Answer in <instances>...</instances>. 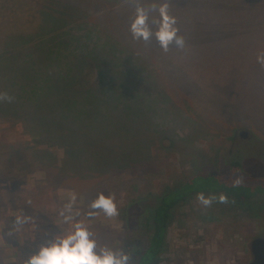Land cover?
<instances>
[{"label": "rangeland", "instance_id": "obj_1", "mask_svg": "<svg viewBox=\"0 0 264 264\" xmlns=\"http://www.w3.org/2000/svg\"><path fill=\"white\" fill-rule=\"evenodd\" d=\"M40 1L2 4L0 20L14 31H33L40 17L32 4ZM164 3L176 18L177 35L184 38L182 49L172 42L165 52L155 35L158 8ZM137 6L148 12L152 35L147 41L133 39L130 32ZM48 7L58 28L63 20L83 18L92 4L53 0ZM117 8L93 7L82 21L94 24L91 48L82 51L86 38L73 36L69 27L57 29L49 44L69 51L58 41L73 40L81 56L97 58L98 68L87 78L103 92L90 95L101 111L83 131L118 128L131 140L141 137L142 161L93 178H81L71 169L66 174L61 148H49L48 161L34 162V151L44 146L22 124L0 120L2 264H25L41 246L74 231L77 223L96 240L97 251H122L128 264H136L147 245L144 209L153 207L167 186L195 173L222 171L233 160L246 173L264 176V65L257 61L264 54V0H124ZM127 48L141 50L145 58L140 68L129 65L133 58ZM240 130L246 131L245 138ZM129 139L113 136L108 145L121 154L132 144ZM5 144L20 158L10 157ZM25 167L29 171L21 173ZM101 193L115 194L118 215L109 217L90 207ZM197 194L171 210L155 264H248L250 240L264 237V196L248 205L227 196V203L214 199L205 207ZM203 194L218 198L224 193Z\"/></svg>", "mask_w": 264, "mask_h": 264}, {"label": "trees", "instance_id": "obj_2", "mask_svg": "<svg viewBox=\"0 0 264 264\" xmlns=\"http://www.w3.org/2000/svg\"><path fill=\"white\" fill-rule=\"evenodd\" d=\"M16 1L30 0H0V6L11 7ZM89 2L92 8L103 11L106 7L118 9L124 0ZM48 5L53 6V0L32 4L40 17L33 31H14L5 26L4 20H0V93L10 98L0 100V120L9 121L10 125L15 122L22 124L24 132L33 135L35 141L44 146L43 151H34V162L39 159L48 161V149L61 148L64 156L61 169L66 174L67 169H71L77 172V176L86 179L93 178V175H107L112 169L138 164L142 161L141 150L145 146L141 137L134 136L131 140L128 134L118 132V128L93 127L90 132L83 131L84 127L94 123L98 111H101L91 104L90 95H101L103 92L97 83L94 86L89 83L93 79L87 78L97 70V58L81 56L73 40L64 38L58 41L60 47H71L69 51L53 49L49 44L56 38L53 34L57 29L69 27L73 36L86 38L87 41L82 40L81 46L82 51L87 50L91 46L92 41L89 40L94 24L90 22V27L81 24L88 13H92V8L80 20L66 19L62 26L56 28L57 22L52 21L53 8ZM74 25H78V31ZM134 51L139 53L127 48L133 58L129 65L140 68L145 57L140 55L141 50L134 48ZM83 103L87 107L82 108ZM113 136L125 141L129 139L132 144H128L127 152L115 154L112 151L108 142ZM4 146L9 149L10 157H19L11 144ZM28 171L25 167L21 173ZM237 178L240 182L234 184ZM197 193H224L234 203L248 205L255 198L264 196V176L246 173L240 162L233 160L222 171L195 173L167 186L157 196L155 205L144 209L147 245L137 256L136 264L156 263L164 249L171 210Z\"/></svg>", "mask_w": 264, "mask_h": 264}, {"label": "clouds", "instance_id": "obj_3", "mask_svg": "<svg viewBox=\"0 0 264 264\" xmlns=\"http://www.w3.org/2000/svg\"><path fill=\"white\" fill-rule=\"evenodd\" d=\"M155 10V6H153ZM160 20L158 21V30L155 35L161 48L167 52L168 46L175 42L178 48L184 47V38L178 36L176 18L169 15L167 3L159 5L158 8ZM148 12L142 6H137L136 16L130 25V32L133 39L149 40L152 35L148 27ZM257 61L264 65V54L257 56ZM9 99L5 94L0 93V100ZM239 178L234 181L238 184ZM75 199V197H73ZM115 194H99L90 204L92 209L102 210L105 215L113 217L118 215V209L115 203ZM199 202L210 207L214 199L219 203H227L228 197L220 194L219 197H206L203 193L197 194ZM66 219H70L67 218ZM129 257L122 251H114L104 247L97 251V242L91 238L88 229L80 223L75 225V230L67 235L54 238L49 244L40 247L39 251L29 257L25 264H128Z\"/></svg>", "mask_w": 264, "mask_h": 264}, {"label": "water", "instance_id": "obj_4", "mask_svg": "<svg viewBox=\"0 0 264 264\" xmlns=\"http://www.w3.org/2000/svg\"><path fill=\"white\" fill-rule=\"evenodd\" d=\"M246 134L244 130H240L239 132L242 138H245ZM249 250L251 253V260L248 264H264V237H253L249 242Z\"/></svg>", "mask_w": 264, "mask_h": 264}]
</instances>
